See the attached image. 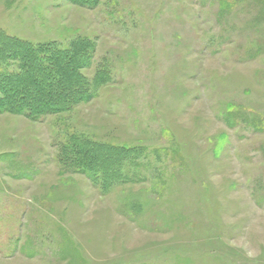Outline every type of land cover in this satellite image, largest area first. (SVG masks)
I'll return each mask as SVG.
<instances>
[{
    "label": "rangeland",
    "instance_id": "obj_1",
    "mask_svg": "<svg viewBox=\"0 0 264 264\" xmlns=\"http://www.w3.org/2000/svg\"><path fill=\"white\" fill-rule=\"evenodd\" d=\"M0 31L84 37L83 75L111 74L68 111L0 113V264H264V0H0ZM71 133L127 148L124 177L63 165Z\"/></svg>",
    "mask_w": 264,
    "mask_h": 264
},
{
    "label": "trees",
    "instance_id": "obj_2",
    "mask_svg": "<svg viewBox=\"0 0 264 264\" xmlns=\"http://www.w3.org/2000/svg\"><path fill=\"white\" fill-rule=\"evenodd\" d=\"M69 1L88 8L99 2ZM93 49L94 44L84 37H76L66 45L32 44L0 31V113L23 114L37 120L92 99L100 84L111 76L104 65L91 79L83 75L82 69L91 64ZM12 63L16 68L6 69ZM126 151L127 148L99 144L71 133L62 143L58 158L67 168L79 170L108 189L124 177L112 155Z\"/></svg>",
    "mask_w": 264,
    "mask_h": 264
}]
</instances>
